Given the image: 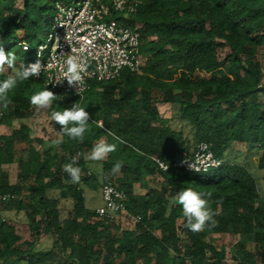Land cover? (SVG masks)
<instances>
[{"label":"trees","instance_id":"1","mask_svg":"<svg viewBox=\"0 0 264 264\" xmlns=\"http://www.w3.org/2000/svg\"><path fill=\"white\" fill-rule=\"evenodd\" d=\"M57 1L72 0H0V48L15 53L17 66L34 56L21 40L35 46L50 32ZM116 17L140 31V71L125 68L115 79L92 80L83 96L51 90L34 77L9 93L7 109L0 107V127L21 121L20 136L0 132V195H13L0 198V264H264V197L249 168L225 158L228 149L255 146L264 168V63L258 57L264 0H139L136 13ZM224 45L229 50L221 56ZM46 88L59 97L47 108L50 116L75 102L88 111L84 103L95 102L82 143L64 136L52 147L53 140L30 135L23 120L40 110L30 100ZM159 102L171 104L170 120H180V127L163 123ZM109 132L125 143L104 160L85 159L101 140L116 143ZM18 137L25 147L17 148ZM202 140L221 165L162 170L152 158L172 164ZM6 155L18 165L15 181L3 167ZM73 157L82 170L79 184L63 171ZM118 161L123 166L112 174ZM105 175L125 190L129 214L111 219L87 205L86 191H99ZM185 188L211 193L204 198L215 227L193 233L184 226L182 207L172 200ZM62 200L71 203L65 214ZM7 210L26 220L31 238H19L3 215ZM223 233L231 238L229 257L212 236ZM42 236L50 245L42 246Z\"/></svg>","mask_w":264,"mask_h":264},{"label":"built area","instance_id":"2","mask_svg":"<svg viewBox=\"0 0 264 264\" xmlns=\"http://www.w3.org/2000/svg\"><path fill=\"white\" fill-rule=\"evenodd\" d=\"M138 3L139 0L57 1L47 39L35 46L25 40L20 42L24 50L25 45L28 46L27 51L34 50V59L27 63L34 62L39 52V59L44 64L39 78H43L52 90L77 93L76 88L70 87L66 79L63 80L67 61L72 58L83 68V84L79 92L82 96L90 88L92 80L115 79L125 68L140 71L144 60L140 51V31L116 17V14L131 16L136 13ZM101 123L99 120L98 124ZM208 153L212 154L211 160L208 159ZM152 158L162 170L178 165L192 171L189 168L191 163L193 168L199 169L194 172H203L222 163L211 143L205 140L198 142L192 153L183 152L172 164L158 156ZM214 162H218V166ZM12 196L4 193L0 198L8 200ZM101 197L103 203L96 207L99 215L113 219L127 212L126 192L116 184L114 178L104 176ZM139 218L135 216L136 220Z\"/></svg>","mask_w":264,"mask_h":264},{"label":"clouds","instance_id":"3","mask_svg":"<svg viewBox=\"0 0 264 264\" xmlns=\"http://www.w3.org/2000/svg\"><path fill=\"white\" fill-rule=\"evenodd\" d=\"M27 49L28 46L25 45V51H27ZM37 56L38 58L34 62H29L27 64L21 63L17 66V57L15 53L11 51L5 52L0 48V76H5L7 69L12 70L10 74L0 80V107L3 109L9 107V93L14 91L19 84L34 77L36 80L42 79L39 77L44 68V64H42L39 59V52L37 53ZM82 72L83 68L78 66L72 58L67 61V72L65 73L63 80L66 79L70 87L76 88L77 94L81 91V85L83 84ZM51 90L46 88L34 93L30 100L31 104L38 109L50 107L53 101L59 98ZM51 119L61 127V131H59L61 136L59 139H55L51 142L50 146L52 147H57L62 144L64 142V136H67L70 140H76L82 143L84 140V134L89 131L90 114L78 102L73 103L71 107L65 108L62 112L53 111ZM100 126H103L102 123ZM109 135L113 137L116 143L109 144L101 140L92 147L90 153L85 159L89 161L104 160L108 154L117 150L118 143H125V141L116 136L115 133L109 132ZM211 155V153H208L209 160H211ZM214 163L218 166V162ZM76 165L77 159L73 157L70 163L63 165V171L68 174L72 183L79 184L81 182L82 170ZM122 166V162H116L111 170L112 174H117ZM189 168L192 171H199L198 168H193L191 163H189ZM205 195L210 196L211 193L204 194L193 188H185L178 192L172 200L173 204H178L182 207L183 216L186 219L184 226L193 233L200 232L204 230L205 227H215L218 223L214 219L215 213L209 207L208 200L204 198Z\"/></svg>","mask_w":264,"mask_h":264},{"label":"rangeland","instance_id":"4","mask_svg":"<svg viewBox=\"0 0 264 264\" xmlns=\"http://www.w3.org/2000/svg\"><path fill=\"white\" fill-rule=\"evenodd\" d=\"M47 39V35L43 36L41 38L42 41H45ZM35 43L38 41H34ZM37 44V43H36ZM221 56H224L226 51L229 50V47L227 45H224L221 49ZM258 57L260 60L264 63V49L260 48L258 51ZM34 59V56L33 58ZM23 62V61H22ZM92 101H86L84 103V106L87 108L88 111L93 110L96 112V109H94ZM159 108L160 111L162 112V119L163 123H170L171 126L173 127H180V120L178 121L177 119L175 120H170V116L172 112H174V108L171 106L170 103L168 102H159ZM96 107V106H95ZM91 114H93L92 111H90ZM28 124V129L29 133L32 137H40L45 141V143L55 140L57 137L60 136V127L57 126L55 121H52L51 116L47 113V108L40 109L36 111V113L31 116L30 118H27L23 120ZM20 120H16L14 122V125L12 127L6 128V127H0V132H10L11 130L17 131V135L20 136L21 133L19 132V127H20ZM13 128V129H12ZM17 129V130H16ZM186 132H189V128H186ZM35 146L37 148H40V144L37 143L35 140L33 141ZM17 148H23L26 146L25 141L20 140V137H18ZM261 151H259L255 146H250L248 149H237V151L228 149L227 152L225 153V158H230L232 156L235 157L236 161L239 164L245 165L246 167L249 168V170L252 172V174L255 176L257 182H258V187L259 191L264 197V168H261L257 164V157ZM1 161L3 164V167L6 168L10 174V179L11 181H15V177L17 175L18 171V165L17 163L12 159L11 156H1ZM99 167H101L100 162L97 163ZM156 182V181H155ZM138 191H143L144 189L141 187L137 188ZM86 203L90 207H98L103 203L102 197H101V188L99 191L94 190L86 191ZM61 205L64 207V214L66 211L70 208L71 203L68 200H62ZM4 217L10 219L13 224L16 227L18 236L21 240L23 239H29L31 238V231L29 229V226L26 222V220L22 216H15L13 214V211L7 210L6 212L3 213ZM124 221V220H123ZM215 242L218 245H226L227 248V257L230 256L229 252V244L231 241V238L226 235V234H212ZM40 243L42 246L50 245V239L46 236H42L40 239Z\"/></svg>","mask_w":264,"mask_h":264}]
</instances>
